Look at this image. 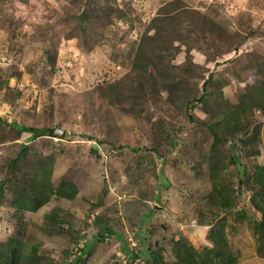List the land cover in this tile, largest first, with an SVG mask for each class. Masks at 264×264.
<instances>
[{"label":"rangeland","instance_id":"374dc122","mask_svg":"<svg viewBox=\"0 0 264 264\" xmlns=\"http://www.w3.org/2000/svg\"><path fill=\"white\" fill-rule=\"evenodd\" d=\"M169 2L180 6L166 9ZM140 40L148 71L161 75L160 81L146 77L142 91L133 64ZM255 69L264 73V0H0V178L24 143L19 166L36 153L50 154V183L56 186L65 173L77 182L72 198L50 195L36 211L16 214L6 211L11 194L5 188L0 242L9 236L21 242L18 264H146L142 256L127 255L144 249H157L162 264H174L172 238L208 247L205 223L224 216L234 264H264V254L255 250L249 193L230 211L202 199L209 184L201 157L212 140L204 104L191 100L200 121L178 131V143L190 144L199 158L197 175L167 136L184 117L183 106L167 100V85H175L177 99H190L211 73L208 87L220 76L229 78L222 87L228 96L249 84ZM234 70L242 82L233 78ZM249 113L256 140L245 145L230 138L216 146L226 164L218 179L228 188L238 186L231 152L248 171L264 164V113L255 107ZM19 125L62 134L31 139L29 131L16 132ZM90 136L98 140L95 152ZM253 143L256 156L248 150ZM196 207L206 211V222L190 217ZM32 247L30 261L25 256Z\"/></svg>","mask_w":264,"mask_h":264},{"label":"trees","instance_id":"16d2710c","mask_svg":"<svg viewBox=\"0 0 264 264\" xmlns=\"http://www.w3.org/2000/svg\"><path fill=\"white\" fill-rule=\"evenodd\" d=\"M172 4L174 3H167L165 8L175 9L180 6L175 3L174 7ZM189 14L190 18L194 17L191 13ZM197 15L200 14L197 12ZM150 25H155L154 21L151 22ZM248 33L249 31L242 34V38L238 46L241 45L244 40H246ZM142 45V41L140 40L133 58V64L140 72V80L138 79L137 81L138 90L140 91H142L144 87V79L146 77H148L151 81L153 79L157 81V78L160 81L161 76L160 73L155 69V74L153 75L148 71V55L142 54ZM153 66H155V64ZM252 72L254 74L253 80L249 84L244 83L242 85L241 91H234L233 94L228 96H224L222 87L230 82L229 78L220 76L218 81L213 82L212 85H209L208 87V84H210V81L213 79L211 73L208 75L207 79L203 81L200 94H198L197 97L194 96L190 99H177V96L175 95V85H167V100L174 105H178L179 107L183 106L184 109V117L182 119L183 124L180 122L176 129L173 127L169 128L170 131L167 132V136L169 137L168 141L170 147L174 148L176 146L179 147L180 145V149L182 150L181 157L185 163L192 164V169L197 175V172L201 168V164H199V158L198 156L195 157V155L190 152V144L178 143L179 139L182 137L181 133H183V130L182 132L178 131L181 130L184 124L193 128L195 123L200 121V119H198L192 112L193 104L191 100H194L193 102H202L204 104L205 107L203 111H205L207 115L203 119L206 121L208 120L207 129L212 136V140L208 144V150H206L201 157L207 164L205 181L209 184V189H207L202 199L206 200V202L209 204L217 202L221 210L230 211L231 208L235 207L239 196H241L244 192L249 193L247 198V206L252 211V213L255 214V216L251 218L252 234L256 241L255 250L257 255H262L264 254V164H253V167H251L252 171H248L240 162L239 157L231 152L228 160L236 169L238 186L228 188L218 179L222 176V169L226 164L222 157L219 156L220 153L216 149L217 144H222L230 138H233L234 142L238 140L245 145L249 144L251 137L254 139L253 142L256 140V129L252 128L251 133L249 132L250 122L247 120V118L251 114L249 112L251 111L252 107L260 109L262 113H264V73L261 74V72L257 71L256 69L252 70ZM233 73L235 75L233 78L238 82H242L241 72L234 70ZM183 90L184 89H181V92ZM207 101L210 102L211 106L210 104H207ZM110 103H113L112 99H110ZM0 122L2 121L0 120ZM179 127L180 129H177ZM14 129L16 132L22 130L31 132V139L38 137L41 133L49 136H55L56 132L58 131L56 128L53 129V127H46V129L42 132L39 130V128L37 129L31 126L22 125L15 126ZM185 129L187 130V128ZM225 129H229L231 132H229L225 137L220 136V131ZM90 137V139H93L89 140L93 141V144L90 146L91 151L95 152V149L98 146V140H96V137L94 136ZM253 144L254 145H251L248 150H250L249 154L252 153L254 156H256L258 155V150L255 146V143ZM194 146L195 148L193 146L192 147L195 152L200 153L202 151V148L199 146ZM157 148L158 146L155 144V147H152V152L157 153ZM131 149L133 151L136 150V148ZM23 150L25 152L27 150L26 144L24 143L19 146L18 154L15 157L13 156L8 159L4 169V172H6L4 174V178H0V196L5 188L11 194L10 203L7 206L8 209H6V211L13 209L12 212L14 214L20 211L34 212L41 205L48 201L50 195H56L58 197L70 199L76 194L77 182L71 178V173H65L61 182L56 186H53L50 183V154L42 153L39 156V154L36 153L33 159H30V161L25 163L23 166H19L18 161L20 158V153ZM163 153L170 154L171 151L167 150ZM241 186L243 189H241ZM239 211L240 210H234L233 214H239V216H241L242 212ZM206 216V211H200L197 209V207L190 211V217L198 219V221L201 222H206ZM53 221L56 224L60 223V221L57 219H54ZM208 221V223H205V225H207L205 239L209 243L208 247L198 249L180 237L176 239L171 237L173 244L172 250L174 249L176 256V261H174V264L235 263V255L230 253L227 249V235L225 233L226 222L224 216L218 218L215 223L211 222L210 220ZM160 225H162V223ZM101 235V237H103V234ZM20 245L21 242L11 236L7 237L3 242H0V264H18L22 257L18 249V246ZM87 250V245L80 247V251L83 253H85ZM128 254L132 259H138L139 256H142L145 259L146 264H162L160 259L161 254L157 249H144L138 253H136V251H128L127 255ZM34 255L35 248L32 247L29 251V254H27L25 258L33 261Z\"/></svg>","mask_w":264,"mask_h":264},{"label":"water","instance_id":"95a60500","mask_svg":"<svg viewBox=\"0 0 264 264\" xmlns=\"http://www.w3.org/2000/svg\"><path fill=\"white\" fill-rule=\"evenodd\" d=\"M57 135H61L62 134V130L58 129V131L56 132Z\"/></svg>","mask_w":264,"mask_h":264}]
</instances>
